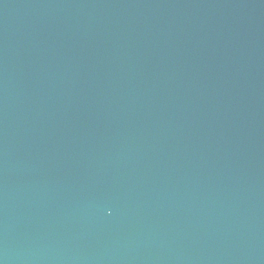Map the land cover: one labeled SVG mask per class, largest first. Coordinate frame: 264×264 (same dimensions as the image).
<instances>
[{
  "label": "water",
  "instance_id": "obj_1",
  "mask_svg": "<svg viewBox=\"0 0 264 264\" xmlns=\"http://www.w3.org/2000/svg\"><path fill=\"white\" fill-rule=\"evenodd\" d=\"M0 264H264V0H0Z\"/></svg>",
  "mask_w": 264,
  "mask_h": 264
}]
</instances>
